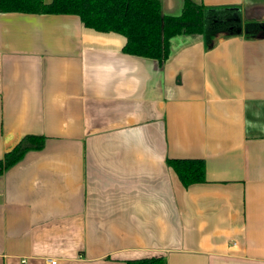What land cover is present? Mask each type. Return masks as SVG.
Here are the masks:
<instances>
[{
    "label": "crops",
    "instance_id": "0c3cea01",
    "mask_svg": "<svg viewBox=\"0 0 264 264\" xmlns=\"http://www.w3.org/2000/svg\"><path fill=\"white\" fill-rule=\"evenodd\" d=\"M191 1L264 22V0ZM124 44L0 13V159L44 137L0 175V264H264V37L175 36L162 64ZM167 159H202L206 181Z\"/></svg>",
    "mask_w": 264,
    "mask_h": 264
},
{
    "label": "trees",
    "instance_id": "16d2710c",
    "mask_svg": "<svg viewBox=\"0 0 264 264\" xmlns=\"http://www.w3.org/2000/svg\"><path fill=\"white\" fill-rule=\"evenodd\" d=\"M0 13L75 15L85 28L115 33L125 38L122 51L162 64L175 36H202L212 48L219 37H264V22L243 18L237 6L206 7L183 0L177 16L163 15L160 0H0ZM44 137L26 135L0 159V175L18 163L29 151L40 150ZM183 187L206 181L202 159H167ZM126 264H166L164 257L127 260Z\"/></svg>",
    "mask_w": 264,
    "mask_h": 264
},
{
    "label": "built area",
    "instance_id": "2783aa9c",
    "mask_svg": "<svg viewBox=\"0 0 264 264\" xmlns=\"http://www.w3.org/2000/svg\"><path fill=\"white\" fill-rule=\"evenodd\" d=\"M53 263V262H52Z\"/></svg>",
    "mask_w": 264,
    "mask_h": 264
}]
</instances>
